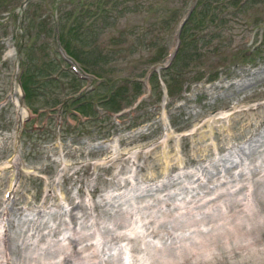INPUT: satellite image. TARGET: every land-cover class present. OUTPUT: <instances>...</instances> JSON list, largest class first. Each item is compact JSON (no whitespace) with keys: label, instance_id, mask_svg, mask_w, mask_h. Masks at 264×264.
I'll use <instances>...</instances> for the list:
<instances>
[{"label":"rangeland","instance_id":"rangeland-1","mask_svg":"<svg viewBox=\"0 0 264 264\" xmlns=\"http://www.w3.org/2000/svg\"><path fill=\"white\" fill-rule=\"evenodd\" d=\"M263 176L264 0H0V264H264Z\"/></svg>","mask_w":264,"mask_h":264},{"label":"bare ground","instance_id":"bare-ground-1","mask_svg":"<svg viewBox=\"0 0 264 264\" xmlns=\"http://www.w3.org/2000/svg\"><path fill=\"white\" fill-rule=\"evenodd\" d=\"M244 86H245V85H244ZM240 110H241V109H240ZM243 110H244V109H243ZM238 114H239V113H238ZM166 138H167V137H166ZM165 140H168V139H165ZM237 152H238V151H237ZM227 157H228V156H227ZM222 160H223V158H222ZM235 161H236V160H235ZM216 162H217V161H216ZM214 163H215V162H214ZM218 163H220V162H218ZM218 163H217V164H218ZM211 167H212V166H211ZM262 169H263V168H262ZM249 170H250V169H249ZM258 170H259V169H258ZM205 171H206V170H205ZM250 171H251V170H250ZM259 171L261 172V170H259ZM213 173H215V172H213ZM205 174H206V173H205ZM262 174H263V173H262ZM202 175H203V174H202ZM232 175H233V174H232ZM232 175H231V176H232ZM260 176H261V175H260ZM242 177H243V176H242ZM263 177H264V176H263ZM202 178H203V177H202ZM244 179H245V178H244ZM259 179H260V178H259ZM194 180H195V179H194ZM197 180H198V177H197ZM201 180H202V179H201ZM170 181H171V180H170ZM170 181H169V182H170ZM203 181H204V180H203ZM231 181H232V180H231ZM238 181H239V180H238ZM225 182H226V181H225ZM223 183H224V182H223ZM230 183H231V182H230ZM238 183L240 184V181H239ZM238 183H237V184H238ZM170 185H171V183H170ZM229 186H230V184H229ZM245 186H247V185H245ZM242 187H243V186H242ZM151 188H152V187H151ZM192 188H194V187H192ZM220 188H221V187H220ZM243 188H244V187H243ZM243 188H242V189H243ZM148 189H149V188H148ZM148 189H147V190H148ZM230 189H231V188H230ZM230 189H229V190H230ZM249 190H250V189H249ZM223 191H224V190H223ZM172 192H173V193H176V192H174V191H172ZM172 192H171V195H172ZM216 192H217V191H216ZM168 193H169V192H168ZM197 193H198V192H197ZM229 193H230V192H229ZM142 194H143V193H142ZM142 194H141V195H142ZM176 194H177V193H176ZM210 194H211V193H210ZM219 194H220V193H219ZM219 194H218V196H219ZM221 194H222V193H221ZM224 194H225V193H224ZM230 194H231V193H230ZM171 195H170V196H171ZM200 195H202V193H201ZM207 195H209V194H207ZM175 196L177 197V195H175ZM222 196H223V195H222ZM231 196H232V195H231ZM246 196H247V195H246ZM126 197H127V196H126ZM191 197H192V196H191ZM247 197H248V196H247ZM164 198H165V197H164ZM185 198H186V197H185ZM185 198H184V199H185ZM205 198H206V197H205ZM212 198H214V197H212ZM219 198H220V197H219ZM165 199H167V198H165ZM171 199H173V198H171ZM187 199H188V198H187ZM189 199H191V198H189ZM179 200H180V198H179ZM191 200H192V199H191ZM248 200H249V199H248ZM156 201H157V200H156ZM169 201H170V200H169ZM197 201H198V200H197ZM205 201L207 202L206 199H205ZM216 201H217V200H216ZM222 201H223V200H222ZM222 201H221V202H222ZM237 201H238V196H236V202H237ZM239 201H240V200H239ZM150 202H151V200H150ZM175 202H176V201H175ZM178 202H179V201H178ZM193 202H194V201H193ZM203 202H204V199H203ZM210 202H211V201H210ZM229 202H230V199H229ZM231 202H232V201H231ZM148 203H149V202H148ZM152 203H153V202H152ZM157 203H158V202H157ZM169 203H171V202H169ZM173 203H174V199H173ZM246 203H247V201H246ZM249 203H250V205L252 206L251 201H249ZM144 204H145V203H144ZM201 204H202V203H201ZM206 204H207V203H206ZM208 204H209V202H208ZM213 204H214V203H213ZM219 204H220V203H219ZM221 204H222V203H221ZM152 205H153V204H152ZM180 205H181V204H180ZM188 205H189V204H188ZM222 205H224V204H222ZM237 205H239V204H237ZM115 206H116V205H115ZM207 206H209V205H207ZM215 206H216V205H215ZM219 206H220V205H219ZM247 206H248V205H247ZM148 207H149V206H148ZM152 207H153V206H152ZM152 207H151V208H152ZM174 207H175V206H174ZM193 207H194V205H193ZM195 207H197V206H195ZM198 207H199V206H198ZM198 207H197V208H198ZM224 207H225V206H224ZM232 207H233V206H232ZM142 208H143V207H142ZM172 208H173V207H171V210H172ZM191 208H192V207H191ZM197 208H196V209H197ZM200 208H201V207H200ZM200 208H198V209H200ZM207 208H208V207H207ZM207 208H206V210H207ZM216 208H217V207H216ZM219 208H220V207H219ZM225 208H226V207H225ZM248 208H249V207H248ZM175 209H176V208H175ZM198 209H197V210H198ZM201 209H202V208H201ZM212 209H213V208H212ZM223 209H224V208H223ZM134 210H135V209H134ZM142 210H143V209H142ZM171 210H170V212H173V211H171ZM224 210H225V209H224ZM140 211H141V210H140ZM153 211H154V210H153ZM159 211H160V210H159ZM174 211H175V210H174ZM191 211L193 212V208H192ZM203 211H204V210H203ZM221 211H223V210L221 209ZM135 212H137V211H135ZM143 212H144V210H143ZM150 212H151V211H150ZM185 212H186V211H185ZM247 212H250L249 215H252V216H254L255 213H256L254 210H253L252 212L249 211V210H247ZM146 213H148V212H146ZM166 213H167V212H166ZM173 213H174V212H173ZM187 213H188V212H186V213H181V215H182V214H187ZM190 213H191V212H190ZM190 213H189V215H190ZM207 213H208V212H207ZM209 213H210V212H209ZM215 213H216V212H215ZM240 213H241V212H240ZM243 213H244V212H243ZM157 214H158V213H157ZM167 214H168V213H167ZM195 214H196V213H195ZM200 214H201V213H199V215H200ZM202 214H203V213H202ZM213 214H214V213H213ZM213 214H212V215H213ZM217 214H218V211H217ZM256 214H257V213H256ZM131 215H132V214H131ZM142 215H143V213H142ZM159 215H160V214H159ZM181 215H180V216H181ZM187 215H188V214H187ZM187 215H186V216H187ZM193 215H194V213H193ZM208 215H209V214H208ZM210 215H211V214H210ZM210 215H209V216H210ZM215 215H216V214H214V216H215ZM222 215H223V214H222ZM138 216H139V218H140V215H139V214H138ZM138 216H137V217H138ZM143 216H144V215H143ZM162 216H163V215H162ZM180 216H179V217H180ZM219 216H221V215H219ZM224 216L226 217V215H224ZM240 216H241V215H240ZM256 216H257V215H256ZM78 217H79V216H78ZM113 217H114V215H113ZM121 217H122V216H121ZM137 217H136V218H137ZM151 217H152V216H151ZM183 217H184V216H183ZM187 217H188V216H187ZM189 217H190V216H189ZM191 217H192V216H191ZM194 217H196V215H195ZM198 217H199V216H198ZM198 217H196V218H198ZM211 217H212V216H211ZM114 218H115V217H114ZM185 218H186V217H185ZM212 218H213V217H212ZM216 218H217V217H216ZM108 219H111V218H108ZM146 219H147V218H146ZM158 219H159V218H158ZM179 219H180V218H179ZM189 219H190V218H189ZM217 219H220V218H217ZM221 219H222V218H221ZM263 219H264V217H263ZM82 220H83V219H82ZM114 220H115V219H114ZM121 220H123V219H121ZM137 220H139V219H137ZM149 220H150V219H149ZM162 220H163V219H162ZM176 220H177V221H180V220H178V218H176ZM185 220H186V219H184L183 221H185ZM190 220H191V219H190ZM190 220H189V221H190ZM192 220H193V219H192ZM192 220H191V221H192ZM198 220L200 221V218H199ZM207 220H208V219H207ZM207 220H206V221H207ZM258 220H259V218H258V217H255V223L258 224ZM63 221H64V220H63ZM83 221H84V220H83ZM83 221H82V222H83ZM126 221H127V220H126ZM147 221H148V220H147ZM170 221H171V219H170ZM170 221H169V222H170ZM183 221L181 220L180 222H183ZM211 221H212V220H211ZM218 221H219V220H218ZM65 222H66V221H65ZM112 222L114 223L115 221H112ZM119 222H120V221H119ZM161 222H162V221H161ZM161 222H160V223H161ZM164 222H165V221H164ZM173 222H176V221L174 220ZM192 222H193V221H192ZM194 222H195V221H194ZM196 222H197V221H196ZM196 222H195V223H196ZM200 222H201V221H200ZM208 222H209V221H208ZM214 222H215V221H214ZM216 222H217V221H216ZM225 222H226V221H225ZM80 223H81V222H80ZM86 223H87V222H86ZM91 223H92V222H91ZM117 223H118V222H117ZM143 223H144V222H143ZM145 223H147V222H145ZM145 223H144V225H145ZM184 223H186V221L183 222L182 224H184ZM195 223H194L195 226H193V228H196V225H197V224H195ZM226 223H228V222H226ZM262 223H263V222H262ZM78 224H79V223H78ZM93 224H94V223H93ZM110 224H111V223H110ZM114 224H115V223H114ZM120 224H121V223H120ZM156 224H157V223H156ZM162 224H163V223H162ZM164 224H165V223H164ZM164 224H163V225H164ZM169 224H170V223H169ZM175 224H177V223H175ZM223 224H224V223H223ZM228 224H229V223H228ZM238 224H239V223H238ZM84 225H85V224H84ZM95 225H96V224H95ZM97 225H98V224H97ZM134 225H135V224H134ZM157 225H159V224H157ZM214 225H215V224H214ZM220 225H221V226H224V225H222V224H220ZM89 226H90V225H89ZM91 226H92V225H91ZM112 226H113V224H112ZM114 226H116V225H114ZM120 226H121V225H120ZM135 226H136V225H135ZM150 226H151V225H150ZM150 226H149V227H150ZM173 226H175V225H173ZM176 226H178V224H177ZM180 226H181V225H180ZM203 226H204V225H203ZM262 226H263V225H262ZM56 227H57V226H56ZM74 227H75V226H74ZM78 227H79V225H78ZM92 227H93V226H92ZM143 227H144V226H143ZM151 227H153V226H151ZM169 227H170V226H169ZM186 227H187V226H184L185 229H186ZM189 227H190V226H189ZM191 227H192V225H191ZM227 227H228V226H227ZM242 227H243V225H242ZM253 227H254V226H253ZM88 228H89V227H88ZM88 228L86 229V232H82V234H79V236H78V235H77V236L74 235V236H72V237H69V236H68V237L70 238V242H71V245H72V246H74L75 244H78V243H82V244H84V245H83V248H85V249H89V248H90V250H89L88 253H85L84 255H81L82 257H84L85 259H87L86 261L82 260V258L79 259L81 256H80L79 258H78V257H74V261H75L77 264H89V262H88L89 259H90L91 257L95 256V255H94L95 252L97 253V248H96V247L93 245V243H92L93 239H92V241H88V240H87V239L90 240V238H89V237H90V234H89V233H90V231H91V230H90L89 233H88V232H87ZM106 228H107V227H106ZM134 228H135V227H134ZM134 228H133V229H134ZM159 228H160V227H159ZM180 228H181V227H180ZM222 228H223V227H222ZM238 228H239V227H238ZM247 228H248V227H247ZM75 229H76V228H75ZM89 229H90V228H89ZM110 229H111V227H110ZM143 229H144V228H143ZM154 229H155V228H154ZM166 229H167V228H166ZM170 229H171V228H170ZM170 229H168V230H170ZM215 229H216V228H215ZM224 229H225V228H224ZM229 229H231V228L229 227ZM80 230H81V229H80ZM107 230H109V227L107 228ZM115 230H116V228H115ZM131 230H132V229H131ZM144 230H147V229H144ZM155 230H157V229H155ZM194 230H195V229H194ZM200 230L202 231V228H201ZM211 230H212V227H211ZM213 230H214V229H213ZM249 230L251 231V229H249ZM249 230L247 229L246 231H249ZM260 230H261V229H260ZM52 231H54V230H51L50 233H51ZM69 231H70V230H69ZM72 231H73V230H72ZM96 231H97V230H96ZM111 231H112V232H111ZM116 231L118 232L119 230H116ZM116 231H115V232H116ZM176 231H177V230H176ZM181 231H183V230H181ZM201 231H199V232H201ZM205 231H207V230H205ZM205 231H204V232H205ZM209 231H210V230H209ZM218 231H219V233H220L221 230H218ZM222 231H223V230H222ZM224 231H225V230H224ZM224 231H223V233H224ZM233 231H234V230H233ZM252 231H253V230H252ZM261 231H262V230H261ZM92 232H93V231H92ZM94 232H95V231H94ZM97 232H98V231H97ZM117 232L114 233V232H113V229H111V230H110V235H111L112 237H115V236L118 235ZM132 232H133V231H132ZM147 232H148V231H147ZM162 232H163V231H162ZM184 232H185V230H184ZM184 232H183V233H184ZM193 232H194V231H193ZM199 232H198V234H199ZM202 232H203V231H202ZM211 232H212V231H211ZM211 232H210V233H211ZM98 233H99V232H98ZM98 233H97V234H98ZM118 233H119V232H118ZM144 233H145V232H144ZM234 233H235V231H234ZM101 234H102V233H101ZM127 234H128V233H127ZM131 234H132V233H131ZM148 234H149V232H148ZM161 234H162V233H161ZM161 234H159V235H161ZM175 234H176V233H175ZM178 234H179V233H178ZM187 234H188V233H187ZM187 234H185V235H187ZM198 234H197V235H198ZM214 234H215V232H214ZM227 234H228V233H227ZM50 235H51V234H50ZM64 235H65V234H64ZM95 235H96V234H95ZM108 235H109V234H108ZM110 235H109V236H110ZM143 235H144V234H143ZM168 235H169V234H168ZM181 235L183 236V234H181ZM185 235H184V236H185ZM190 235H191V234H190ZM190 235H189V236H190ZM192 235H193V234H192ZM217 235H219V234H217ZM231 235H232V234H231ZM245 235H246V234H245ZM245 235H244V236H245ZM251 235H252V234H251ZM51 236H52V235H51ZM91 236H92V235H91ZM96 236H97V235H96ZM103 236H104V234H103ZM106 236H107V234H106ZM121 236H122V235H121ZM149 236H150V235H149ZM151 236H152V235H151ZM169 236H170V235H169ZM205 236H206V235H205ZM211 236H212V235H211ZM214 236H215V235H214ZM246 236H247V235H246ZM118 237H120V236H118ZM127 237H129V236H127ZM162 237H163V236H162ZM165 237H166V236H165ZM179 237H180V236H179ZM186 237H187V236H186ZM193 237H194V235H193ZM208 237H209V236H208ZM228 237H230V236H228ZM103 238H104V237H103ZM120 238H121V237H120ZM143 238H144V237H143ZM180 238H181V237H180ZM182 238H183V237H182ZM188 238H190V237H188ZM188 238H186V239H188ZM197 238H198V237H197ZM197 238H195V239H197ZM202 238H203V237H202ZM205 238H206V237H205ZM251 238H252V237H251ZM59 239H60V238H59ZM63 239H64V238H63ZM63 239H62V240H63ZM100 239H101V238H100ZM104 239H105V238H104ZM109 239H110V237H109ZM122 239H123V238H122ZM164 239H165V238H164ZM170 239H171V237H170ZM184 239H185V238H184ZM186 239H185V240H186ZM192 239H193V238H191L190 241H191ZM212 239H215V238L213 237ZM219 239H220V238H219ZM219 239H218V241L220 242V240H221L222 238H221L220 240H219ZM241 239H242V238H241ZM253 239H254V237H253ZM255 239H256V238H255ZM64 240H65V239H64ZM95 240H96V239H95ZM102 240H103V239H102ZM106 240H107V239H106ZM117 240H118V238L116 239V241H117ZM144 240H145V238H144ZM153 240H154V239H153ZM193 240H194V239H193ZM199 240H200V237H199ZM202 240H203V239H202ZM235 240H236V239H235ZM245 240H246V239H245ZM251 240H252V239H251ZM98 241H99V240H97L96 242H98ZM128 241H129V240H128ZM163 241H164V240H163ZM163 241H162V242H163ZM179 241H180V240H179ZM216 241H217V238H216ZM67 242H68V241H67ZM99 242H100V241H99ZM101 242H102V241H101ZM107 242H108V241H107ZM183 242H184V241H183ZM193 242H194V241H193ZM193 242H192V243H193ZM195 242H196V241H195ZM197 242H198V240H197ZM199 242H201V241H199ZM203 242H204V241H203ZM208 242H209V241H208ZM210 242H211V241H210ZM214 242H215V241H214ZM247 242H248V241H247ZM254 242H255V241H254ZM57 243H58V242H55V241H54L53 243L51 242V244H48V245H47V250H48V251L46 250V251H47V254H46V256L44 257V260H43V262H42L41 264H60V263H61V262L57 263V262H55V261H53V260L51 259V252L55 253V252H58V251H63V246H58V247L54 248V249L51 251L52 248H51L50 246L53 245V244H54V245H55V244L57 245ZM131 243H132V242H131ZM131 243H130V244H131ZM163 243H164V242H163ZM165 243H166V242H165ZM165 243H164V244H165ZM177 243H178V242H177ZM180 243H181V241H180ZM184 243H185V242H184ZM228 243H229V240H228ZM60 244H61V243H60ZM94 244H96V243H94ZM107 244H108V243H107ZM196 244H198V243H196ZM204 244H205V243H204ZM208 244H209V243H208ZM217 244H218V243H217ZM239 244H240V243H239ZM243 244H244V243H243ZM249 244H250V243H249ZM66 245H67V244H66ZM96 245H97V244H96ZM149 245H150V244H149ZM191 245H192V244H191ZM191 245H190V246H191ZM215 245H216V244H215ZM221 245H222V244H221ZM107 246H108V245H107ZM109 246H110V245H109ZM120 246H121V245H120ZM127 246H128V245H127ZM129 246H130V245H129ZM133 246H134V245H133ZM174 246H175V245H174ZM183 246L185 247L186 245L183 244ZM198 246H199V245H198ZM208 246H209V245H208ZM232 246H233V245H232ZM115 247H116V246H115ZM186 247H187V246H186ZM195 247H196V246H195ZM217 247H218V246H217ZM217 247H216V248H217ZM230 247H231V246H230ZM233 247H234V246H233ZM236 247H237V246H236ZM257 247H258V246H257ZM83 248H82V249H83ZM91 248H92V250H91ZM108 248H109V247H108ZM110 248H111V247H110ZM130 248H131V247H130ZM188 248H189V247H188ZM188 248H187V249H188ZM199 248H201V247L199 246ZM224 248H225V247H224ZM239 248H241V246H240ZM64 249H65V248H64ZM68 249H69V248H68ZM68 249H67V250H68ZM105 249L107 250V248H105ZM116 249H117V248H116ZM116 249H115V250H116ZM122 249H123V248H121V251H122ZM182 249H183V248H182ZM217 249H218V248H217ZM44 250H45V249H44ZM65 250H66V249H65ZM115 250H114V251H115ZM179 250H181V248H179L178 246L173 247L171 243H169L168 245H165V246H164L162 243H158V242H156V243H153V244L150 245V251H149V250H148V251H149V256L151 257L152 262H154V263H156V264H165V263H169V262L172 263L177 257H179V255H180V254H179V253H180ZM218 250H219V249H218ZM225 250H226V249H225ZM253 250H254V249H253ZM49 251H50V253L48 254ZM86 251H87V250H86ZM114 251H113V255H112V258H113L112 260H113V261L116 260V261H115V263H113V264H120V263H121V262H120L121 260H120V259H119L120 261L118 260V257H119V255H120V253L117 252V250H116L117 253L115 254ZM128 251H129V249H128ZM131 251H132V250H131ZM190 251H191V250H190ZM194 251H195V250H194ZM196 251H198V250H196ZM220 251H221V250H220ZM220 251H219V252H220ZM222 251H223V250H222ZM237 251H238V250H237ZM242 251H243V250H242ZM67 252H68V251H67ZM99 252H100V249H99ZM124 252H125V251H124ZM124 252H122L123 255H124ZM126 252H127V251H126ZM212 252H213V251H212ZM246 252H247V251H246ZM188 253H189V251H188ZM190 253H192V252H190ZM215 253H216V252H215ZM215 253H214V254H215ZM220 253H222V252H220ZM235 253H236V252H235ZM101 254H102V253H101ZM107 254H109V253H107ZM107 254H106V255H107ZM110 254H111V251H110ZM129 254H130V253H129ZM131 254H132V253H131ZM146 254H147V253H146ZM184 254H185V253H184ZM184 254H183V255H184ZM186 254H187V253H186ZM195 254H196V253H195ZM208 254H209V253H208ZM217 254H218V253H217ZM103 255H104V254H103ZM127 255H128V254H127ZM187 255H188V254H187ZM187 255H185V256H187ZM190 255H191V254H190ZM205 255H206V254H205ZM234 255H235V254H234ZM243 255H244V254H243ZM101 256H102V255H101ZM120 256H121V255H120ZM129 256H130V255H129ZM129 256H128V257H129ZM145 256H147V255H145ZM212 256H213V255H212ZM57 257H58V256H57ZM102 257H103V256H102ZM108 257L110 258V256H108ZM142 257H144V256H142ZM183 257H184V256H183ZM202 257H203V255H202ZM202 257H201V258H202ZM210 257H211V256H210ZM219 257H220V255H219ZM247 257H248V256H247ZM119 258H120V257H119ZM121 258H123V257H121ZM186 258H187V257H186ZM188 258H189V257H188ZM197 258H199V257H197ZM201 258H200V260H201ZM205 258H206V257H205ZM212 258H213V257H212ZM243 258H245V257H243ZM249 258H250V257H249ZM91 259H92V258H91ZM100 259H101V257H100ZM110 259H111V258H110ZM123 259H124V258H123ZM128 259H129V258H128ZM130 259H131V258H130ZM133 259H134V258H133ZM133 259H132V260H133ZM145 259H146V258H145ZM145 259H144V260H145ZM177 259H178V258H177ZM202 259H204V258H202ZM208 259H210V258H208ZM219 259H220V258H219ZM107 260H108V259H107ZM134 260H135V259H134ZM147 260H149V258H148ZM180 260H181V259H180ZM184 260H185V259H184ZM60 261H61V260H60ZM90 261H91V260H90ZM95 261H96V260H95ZM98 261H99V260H98ZM100 261H102V260H100ZM118 261H119V262H118ZM128 261H129V260H128ZM149 261H150V260H149ZM177 261H178V260H177ZM177 261H176V262H177ZM181 261H182V260H181ZM194 261H195V260H194ZM194 261H193V262H194ZM201 261H202V260H201ZM205 261H206V260H205ZM109 262H111V261H109ZM131 262H132V261H131ZM174 262H175V261H174ZM176 262H175V263H176ZM183 262H184V261H183ZM185 262H186V260H185ZM197 262L199 263V261H197ZM240 262H241V261H240ZM76 263H73V264H76ZM97 263H98V262H97ZM97 263H96V264H97ZM111 263H112V262H111ZM126 263H127V262H126ZM132 263H133V262H132ZM138 263H139V262H138ZM140 263H141V261H140ZM142 263H143V260H142ZM147 263H148V262H147ZM170 263H169V264H170ZM190 263H191V262H190ZM190 263H189V264H190ZM64 264H66V263H64ZM91 264H92V262H91ZM93 264H94V263H93ZM109 264H110V263H109ZM123 264H124V263H123ZM129 264H130V263H129ZM145 264H146V263H145ZM176 264H177V263H176ZM194 264H195V263H194ZM241 264H242V262H241Z\"/></svg>","mask_w":264,"mask_h":264},{"label":"trees","instance_id":"trees-1","mask_svg":"<svg viewBox=\"0 0 264 264\" xmlns=\"http://www.w3.org/2000/svg\"><path fill=\"white\" fill-rule=\"evenodd\" d=\"M245 0H241V4L244 2ZM204 3V2H203ZM180 36H181V33H180ZM180 42H181V37H180ZM25 94H26V90H25ZM84 94L83 93H80L78 94L77 96H74V97H71L72 98H75L74 101H76L77 105L75 106L76 110H78L81 114H87L89 112H85L87 111V107H90V104L89 102H85V97H83Z\"/></svg>","mask_w":264,"mask_h":264}]
</instances>
